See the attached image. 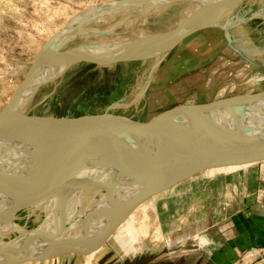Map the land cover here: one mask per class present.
Wrapping results in <instances>:
<instances>
[{
  "label": "water",
  "instance_id": "water-1",
  "mask_svg": "<svg viewBox=\"0 0 264 264\" xmlns=\"http://www.w3.org/2000/svg\"><path fill=\"white\" fill-rule=\"evenodd\" d=\"M152 1L201 4L189 24L123 41L109 52L82 46L61 52L55 44L61 29L38 51L1 110L0 264L87 256L103 247L147 199L206 170L264 158V90L180 103L147 120L109 110L81 118H28L25 107L37 79L46 70H59L57 62L99 58L111 64L138 54L143 46H158L165 54L199 30L227 32L232 25L221 24L220 18L241 0H117L84 11ZM226 39L233 40L230 35ZM108 175L124 176L125 183L117 191L108 189L111 193L99 198L98 209L89 210L90 202L82 198L76 203L69 199ZM53 196L67 199L52 213L40 204ZM23 212L27 217L21 222ZM29 218L38 222L28 225Z\"/></svg>",
  "mask_w": 264,
  "mask_h": 264
},
{
  "label": "rangeland",
  "instance_id": "rangeland-1",
  "mask_svg": "<svg viewBox=\"0 0 264 264\" xmlns=\"http://www.w3.org/2000/svg\"><path fill=\"white\" fill-rule=\"evenodd\" d=\"M112 1L117 0H0V112L27 75L38 51L61 29L65 28L55 43L61 45V52L80 46L93 53L109 52L123 41L189 24L201 4L199 1H152L116 10L99 6L84 11L87 7ZM220 23L232 26L227 32L217 27L194 32L165 54L158 46H143L138 54L111 63L109 67L99 58L57 62L54 66L60 65L59 70H46L47 73L37 79L25 107L27 116L81 118L109 110L147 120L180 103L205 102L264 90V0L237 1L220 18ZM226 35L233 40L229 42ZM238 166L241 165L229 164L208 174ZM201 180L202 176H196L177 188L187 196L170 199V192H161L139 205L135 213L151 206L161 210L168 206L172 207L171 211H179L182 205L195 211L197 207L201 208L194 206L204 189ZM196 214L191 215L193 219ZM20 216L21 222L26 220L27 212ZM185 219L178 221L177 228L185 224ZM133 221L131 214L123 223L126 225L120 226L96 252L87 256L62 255L58 261L60 264H69V261L70 264H82L87 258L90 264L89 260L93 258L97 264H105L108 259L121 257L123 253L196 252V242L204 241V237L198 235L196 242L191 237L168 246L167 243L181 239L179 233L170 236V233L160 231L140 239L139 244L123 246L120 243L125 239L118 235L122 229L134 239ZM149 221L152 228V218ZM36 222L38 220L33 218L27 221L28 225ZM201 225L200 220L191 230H198ZM147 227L148 224L140 226L141 231L147 232ZM151 253L149 255H153ZM137 263L143 262L130 264ZM42 264H51V260Z\"/></svg>",
  "mask_w": 264,
  "mask_h": 264
},
{
  "label": "crops",
  "instance_id": "crops-1",
  "mask_svg": "<svg viewBox=\"0 0 264 264\" xmlns=\"http://www.w3.org/2000/svg\"><path fill=\"white\" fill-rule=\"evenodd\" d=\"M240 165L228 171L221 169L216 173L208 174V172H215L216 168H213L196 175L202 176L201 184L204 185V189L201 191L202 196L194 206H201V208L197 207L198 209L193 211V209L189 210L188 206L181 205L179 211H171L172 207H163L164 209L161 210L160 207L151 206L137 214L135 209L132 213L134 215L133 224L138 227L136 230L132 225L135 238H129L122 229L121 234L118 235L119 238L125 239L120 244L123 246L127 244L130 247L135 243L139 244L140 239L160 231H166L170 233V236L179 233L181 239L172 244L167 243L168 246L182 243L191 237L195 242L199 240V236L204 237V241L196 242V252L186 250L164 255L151 253V251L153 255L123 253L121 257L108 259L105 264H130L134 261H141L142 264H264V158ZM194 177L164 192H170V199L187 196L183 191L179 192L177 188ZM195 213L198 214L193 219L191 215ZM151 218L154 222L152 228L149 221ZM183 219H185V224L177 228L178 221L183 222ZM200 220L202 221L201 227L198 230H191L192 225L199 223ZM146 224H148L147 232L143 233L145 230L141 231L140 226L145 227ZM193 233L195 237L192 236ZM140 257H146V259H137ZM50 260L51 264H60L58 258ZM47 261L49 260L23 264H42ZM89 263L97 264L93 258L89 260ZM82 264H88L87 258Z\"/></svg>",
  "mask_w": 264,
  "mask_h": 264
},
{
  "label": "bare ground",
  "instance_id": "bare-ground-1",
  "mask_svg": "<svg viewBox=\"0 0 264 264\" xmlns=\"http://www.w3.org/2000/svg\"><path fill=\"white\" fill-rule=\"evenodd\" d=\"M108 64V65H107ZM106 65L109 67L111 66L110 63H107ZM109 179H95L92 180L91 182V187L85 188L79 195L77 194L76 196H72L71 199L73 203H76L80 198H82V201L84 203L90 202V207L89 210L94 211V209H98L100 204H99V198H104L105 194L108 195V193H111L108 191V189H111L112 191H117L125 182L124 176H116L115 178L112 176H106ZM95 181V182H94ZM97 186L95 187L94 186ZM113 194L115 192H112ZM67 198L66 197H58V196H53L50 198L47 202H44L40 204V207L44 210H47L49 212H56L60 207L61 204L63 203L62 201H65ZM79 202V201H78ZM85 205V204H84ZM84 213V211L82 212Z\"/></svg>",
  "mask_w": 264,
  "mask_h": 264
}]
</instances>
